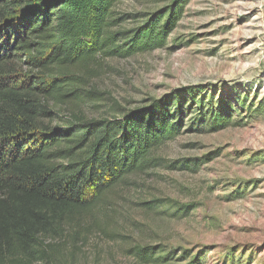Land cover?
<instances>
[{"label": "rangeland", "instance_id": "1", "mask_svg": "<svg viewBox=\"0 0 264 264\" xmlns=\"http://www.w3.org/2000/svg\"><path fill=\"white\" fill-rule=\"evenodd\" d=\"M173 4L164 47L91 65L88 118L192 91L231 107L235 123L198 130L189 114L155 160L109 190L43 264H142L129 252L136 244L189 251L202 264H264V0H121L115 11L134 28Z\"/></svg>", "mask_w": 264, "mask_h": 264}, {"label": "trees", "instance_id": "2", "mask_svg": "<svg viewBox=\"0 0 264 264\" xmlns=\"http://www.w3.org/2000/svg\"><path fill=\"white\" fill-rule=\"evenodd\" d=\"M120 1L0 0V264L53 261L57 242L109 190L148 167L189 114L198 130L236 121L231 107L197 100L192 91L88 118L97 93L91 65L164 47L175 25L173 4L123 28ZM129 252L142 264H202L189 251L178 256L162 246L136 244Z\"/></svg>", "mask_w": 264, "mask_h": 264}]
</instances>
